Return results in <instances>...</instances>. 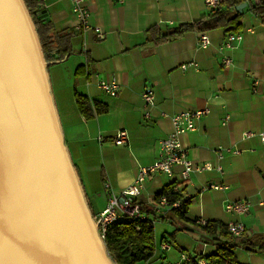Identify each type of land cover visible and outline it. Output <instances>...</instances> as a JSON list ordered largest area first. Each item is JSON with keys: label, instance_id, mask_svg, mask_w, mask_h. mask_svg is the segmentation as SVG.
<instances>
[{"label": "crops", "instance_id": "0c3cea01", "mask_svg": "<svg viewBox=\"0 0 264 264\" xmlns=\"http://www.w3.org/2000/svg\"><path fill=\"white\" fill-rule=\"evenodd\" d=\"M42 3L54 28L73 34L71 56L50 65L49 75L65 144L98 210L107 201L104 182L118 193L133 181L139 167L158 159L160 141L171 131V116L208 107L195 129L179 139L195 165L210 163L212 168L194 171L186 181L179 167L170 178L150 175L136 197L150 218L155 195L170 183L191 199L184 219H175L167 210L158 218L162 227L155 236L156 247L168 242L170 249L157 251L150 262L170 264L181 252L194 258L212 255L217 241L201 230V220L226 226L239 221L245 227L242 240L264 244V142L242 137L245 131L264 130V22L244 11L242 40L225 50L231 64L224 65L219 48L225 35L212 27L213 20L199 27L204 32H186L166 43L147 39L152 26L163 32L205 15L210 8L203 0H88L91 29L81 32L73 29L69 0ZM243 3L247 7V0ZM94 28H99L101 38ZM201 34L210 38L206 48L200 46ZM190 62L196 66L180 68ZM77 66H83V75H75ZM111 80L118 83L116 96L98 86ZM146 87L154 92L149 118L141 97ZM75 94L106 105L107 112L85 119ZM225 116L229 121L222 124ZM120 130L126 132L127 142L115 145L112 138ZM212 184L221 188H211ZM229 201L247 202L248 212H225ZM174 231L178 232L173 235ZM233 251L239 264H264V250L251 252L237 244Z\"/></svg>", "mask_w": 264, "mask_h": 264}, {"label": "water", "instance_id": "95a60500", "mask_svg": "<svg viewBox=\"0 0 264 264\" xmlns=\"http://www.w3.org/2000/svg\"><path fill=\"white\" fill-rule=\"evenodd\" d=\"M55 63L24 0H0V264H116L65 144Z\"/></svg>", "mask_w": 264, "mask_h": 264}, {"label": "trees", "instance_id": "16d2710c", "mask_svg": "<svg viewBox=\"0 0 264 264\" xmlns=\"http://www.w3.org/2000/svg\"><path fill=\"white\" fill-rule=\"evenodd\" d=\"M243 2L245 0H220L218 5L210 8L199 19L168 28L163 32L152 26L147 30V39L154 44H162L178 38L186 32H204L206 29L199 27L209 20H213L212 27L222 29L225 36L239 33L242 30L245 10L264 22V0H247V7L241 12L237 11L236 6ZM24 3L36 27L46 61L60 62L71 56L72 32L54 28L49 19L47 20L44 16L42 0H24ZM84 73L83 66H77L75 75L80 76ZM75 103L79 113L85 119H91L107 112L106 105L91 101L84 95L75 94ZM162 196L166 198L169 206L178 203L177 207L168 210L170 215L177 220L184 219L191 199L185 197L182 191L174 190L172 183L159 191L154 200L157 201ZM200 228L204 233L213 236L215 242L217 241L214 253L208 257L205 256L216 264H239L233 251L237 244H242L245 249L251 252L264 250V244L258 246L253 241L242 240L240 236L244 233L240 236L232 235L222 222H207ZM177 232L174 231L172 234L175 235ZM104 242L110 257L116 264H145L153 257L156 250L154 226L149 219L144 221H132L124 218L117 220L108 227Z\"/></svg>", "mask_w": 264, "mask_h": 264}, {"label": "built area", "instance_id": "2783aa9c", "mask_svg": "<svg viewBox=\"0 0 264 264\" xmlns=\"http://www.w3.org/2000/svg\"><path fill=\"white\" fill-rule=\"evenodd\" d=\"M71 4V11L75 17V25L73 29L77 32L91 29L89 19L91 13L87 7L88 0H69ZM204 4L208 8H213L219 4L220 0H203ZM94 31L98 34V37H102L99 28H94ZM242 33H232L225 36L224 42L220 46V51L223 54L222 62L224 65L231 64V58L225 55V50L233 49V45L242 40ZM200 46L206 48L210 44V38L207 34H201L199 36ZM196 66L195 63L190 62L180 65L182 70H185L188 66ZM257 84V82H255ZM99 88L110 96H116L118 92V83L115 80L108 82L100 81ZM144 106L148 107L145 111V117L149 118L150 108L154 105V92L151 87H146L141 94ZM208 107L197 108L193 110H184L171 116V131L166 138L160 141L159 145V157L153 163L147 166H141L138 168L137 173L133 181L120 192L116 193L108 182H104L103 187L107 191V201L104 208L98 210V213L94 215V221L97 224L98 232L101 239L104 241L106 231L108 227L122 218L132 221H144L149 219L152 225H155V221L164 214L167 210L175 208L178 203L168 205L164 196L160 197L154 206L151 208L152 218L144 211L143 207L136 201V197L140 194L146 178L153 174H163L166 177H173L174 169L180 168L181 180H188L190 174L194 171L209 170L212 168L210 163H203L201 165H195L187 155V149L180 142V135L182 133L193 131L196 126V122L203 116L209 113ZM229 121V116H225L223 123ZM243 138L258 137L264 142V130L258 133L252 131H245L242 133ZM112 142L115 145L124 144L127 142V134L124 130L118 131L112 138ZM220 169L219 167L217 168ZM211 188L220 189L221 186L217 184L210 185ZM177 188L174 187V190ZM206 189V188H204ZM249 204L247 202H227L224 205L225 212L233 215H243L248 212ZM201 225H206V221L201 220ZM228 232L234 236H240L245 232L243 223L239 221H232L227 225ZM170 245L168 242H162L159 244L157 251L169 250ZM152 257V258H153ZM151 260V259H150ZM150 260H147L145 264H151ZM170 264H216L215 262L207 259L205 256H198L192 258V256L186 252H181L179 260Z\"/></svg>", "mask_w": 264, "mask_h": 264}, {"label": "rangeland", "instance_id": "374dc122", "mask_svg": "<svg viewBox=\"0 0 264 264\" xmlns=\"http://www.w3.org/2000/svg\"><path fill=\"white\" fill-rule=\"evenodd\" d=\"M88 193H89V192H86L88 198L90 199L91 196H89ZM101 196H102V192H99L98 197L100 198ZM159 222H160V221L156 220V221H155V225H154V232H155V236H156V237H157L158 235H160V234H159V231H160V228L162 227V225H160Z\"/></svg>", "mask_w": 264, "mask_h": 264}]
</instances>
